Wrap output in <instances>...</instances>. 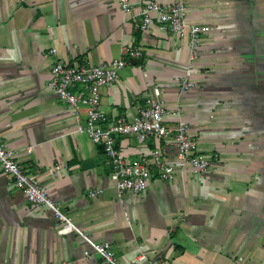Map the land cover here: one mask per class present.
<instances>
[{
    "label": "crops",
    "instance_id": "0c3cea01",
    "mask_svg": "<svg viewBox=\"0 0 264 264\" xmlns=\"http://www.w3.org/2000/svg\"><path fill=\"white\" fill-rule=\"evenodd\" d=\"M131 1L139 9L150 0ZM155 1L184 2L190 24L213 29L197 51L189 92L180 90L189 40L158 27L138 31L117 0H0V143L120 264H264V0ZM124 48L143 55L101 91L102 127L134 120L158 98L166 125L176 126L180 111L196 152L212 160L205 176H154L143 193L119 197L103 148L77 133L72 110L49 88L56 60L104 66ZM117 146L131 161L160 148L178 165L176 147L164 141L121 136ZM100 262L0 168V264Z\"/></svg>",
    "mask_w": 264,
    "mask_h": 264
},
{
    "label": "built area",
    "instance_id": "2783aa9c",
    "mask_svg": "<svg viewBox=\"0 0 264 264\" xmlns=\"http://www.w3.org/2000/svg\"><path fill=\"white\" fill-rule=\"evenodd\" d=\"M127 21H133L138 31L146 32L153 27L173 35L188 39L191 55L187 73L180 83L182 93L194 88L190 79L193 72L197 51L204 36L212 32V28L205 25L190 24L188 8L184 2L166 5L150 0L135 7L131 0H117ZM50 54L57 57L58 50L52 49ZM143 52L139 48H124L122 57L104 66H90L88 63L62 62L57 59L53 70L49 88L73 112L77 121V133H85L93 144L103 148L107 163L112 168L111 177L116 184L119 197L131 192L141 194L147 190L154 176L162 181H172L186 170L198 176H205L211 167L212 160L196 152L195 140L190 134L188 125L183 120L180 111L176 113L179 122L174 127L166 125L169 112L164 103L158 99H150L132 121L125 118L118 119L107 127H102L105 115L101 105V91L113 86L119 79L120 71L129 62L139 60ZM86 110V122H82V113ZM132 136L139 143L150 140L164 141L174 145L178 151V165H169L163 150L157 148L150 155L137 160H129L123 156L117 146V138ZM0 168L3 173L13 179L16 189L21 191L27 200L36 207L49 209L56 219V229L64 233L72 232L83 238L97 254L101 262L98 264H120L112 248L103 243L92 242L52 201L45 189L21 167L16 159V152L0 143ZM103 194V191H91L92 198ZM90 252H85L89 257Z\"/></svg>",
    "mask_w": 264,
    "mask_h": 264
}]
</instances>
